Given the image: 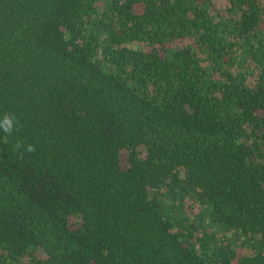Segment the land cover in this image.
Listing matches in <instances>:
<instances>
[{
  "label": "trees",
  "instance_id": "trees-1",
  "mask_svg": "<svg viewBox=\"0 0 264 264\" xmlns=\"http://www.w3.org/2000/svg\"><path fill=\"white\" fill-rule=\"evenodd\" d=\"M5 112L0 264H264V0H0Z\"/></svg>",
  "mask_w": 264,
  "mask_h": 264
},
{
  "label": "clouds",
  "instance_id": "clouds-1",
  "mask_svg": "<svg viewBox=\"0 0 264 264\" xmlns=\"http://www.w3.org/2000/svg\"><path fill=\"white\" fill-rule=\"evenodd\" d=\"M0 130L3 131L6 135H13L15 132L20 130V120L17 118V116L14 113L11 112H5L2 117H0ZM15 148L19 150L20 148H23L24 151L28 153H34L37 150V147L35 144L29 143L26 145L23 144H16ZM23 154L21 153V156Z\"/></svg>",
  "mask_w": 264,
  "mask_h": 264
}]
</instances>
